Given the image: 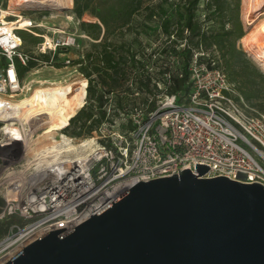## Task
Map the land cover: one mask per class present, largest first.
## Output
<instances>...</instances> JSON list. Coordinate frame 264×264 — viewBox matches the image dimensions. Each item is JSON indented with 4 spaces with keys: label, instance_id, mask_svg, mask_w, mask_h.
Wrapping results in <instances>:
<instances>
[{
    "label": "built area",
    "instance_id": "built-area-1",
    "mask_svg": "<svg viewBox=\"0 0 264 264\" xmlns=\"http://www.w3.org/2000/svg\"><path fill=\"white\" fill-rule=\"evenodd\" d=\"M6 1L0 2V99L4 101L24 90L16 63L26 65L31 57L23 50L22 28L10 25L20 19L9 21L12 10L4 5ZM71 13L64 17L79 26L81 19ZM48 18L43 14V23H39L45 33H35L41 37L32 51L35 55H54L57 49L67 50L78 43L75 33L67 34L65 25L46 26ZM30 21L32 25L25 28L35 27V20ZM202 55L209 54H195L191 90L182 99L177 94H159L152 111L136 102L130 115L118 111L115 117L111 99L107 118L97 130L100 142L86 158H73L49 173L32 165L47 154L46 148L32 153L37 145L31 148L29 138L18 142L7 139L0 145V159L12 170L22 167L14 178L0 183L5 201L0 220L19 219L0 238V264L50 231L66 228V232L88 221L140 181L190 168L197 173L196 163L211 167L206 177L221 175L264 184V112L236 97L225 72L214 63L210 68L200 61Z\"/></svg>",
    "mask_w": 264,
    "mask_h": 264
},
{
    "label": "water",
    "instance_id": "water-1",
    "mask_svg": "<svg viewBox=\"0 0 264 264\" xmlns=\"http://www.w3.org/2000/svg\"><path fill=\"white\" fill-rule=\"evenodd\" d=\"M196 168L140 181L88 221L46 233L5 264H264V184Z\"/></svg>",
    "mask_w": 264,
    "mask_h": 264
},
{
    "label": "trees",
    "instance_id": "trees-1",
    "mask_svg": "<svg viewBox=\"0 0 264 264\" xmlns=\"http://www.w3.org/2000/svg\"><path fill=\"white\" fill-rule=\"evenodd\" d=\"M73 2L72 12L81 19L80 31L95 43L93 49L76 62L88 79L87 102L74 116L57 125L70 137L86 138L96 132L101 122L107 118L111 99L113 100L111 104L115 106L111 108L114 111L112 116L115 117L119 114L118 111H126L130 115L131 105L137 102L131 98L135 93L141 92L145 96L144 101L138 102L143 104L147 111L156 108L159 94H177L180 99L188 96L192 85L191 63L196 53L209 54L204 55L208 57L205 64L211 68L213 67L211 64L214 63V67L222 69L229 80L230 78L235 80L236 76L242 74L247 76L248 84L255 83L251 79L253 67L247 52L238 45V41L244 38L246 32L244 22L241 20V0L180 2L157 0L149 1L145 6L143 5L145 0H73ZM4 5L6 6L7 2H4ZM201 6L206 10L202 21L199 19ZM143 10L147 12L144 20L149 22L147 27L151 32L158 31L166 38L163 47L151 54L144 50L132 51L130 48L132 42H116L111 39V36L118 31L122 36H125L122 31H133L135 17ZM87 14L97 21L90 22L83 19ZM208 21H212L216 26L207 27ZM20 36L23 41L29 39L35 44L41 39L26 31H20ZM68 50L57 49L54 57L50 54L35 55L28 51L31 57L26 65L19 61L16 63L20 79L23 80L41 63L62 67L65 62L59 61V56L61 53H67ZM204 56L200 57V61L203 62ZM149 59L153 61L151 65L160 68L162 76L158 82L153 81V71L148 67ZM81 83L76 95L77 99L80 95V99L78 101L76 99V103H71L69 109L60 111L57 121L71 115L82 103L85 83L84 81ZM161 83L163 87L159 88L158 85ZM252 95L253 93H247L246 97L251 99ZM127 100L128 102H125ZM6 114L8 115L7 112ZM4 205V198L0 195V211ZM16 221H19L17 217L1 220L0 237L8 233L10 226Z\"/></svg>",
    "mask_w": 264,
    "mask_h": 264
},
{
    "label": "rangeland",
    "instance_id": "rangeland-1",
    "mask_svg": "<svg viewBox=\"0 0 264 264\" xmlns=\"http://www.w3.org/2000/svg\"><path fill=\"white\" fill-rule=\"evenodd\" d=\"M41 1H44V0H39V1L38 0H13V1L7 0L6 1L7 5L13 6V8L10 9V11L12 10V14L9 17V21L22 19V18H28V19L35 20V22H34L35 27H31V28L27 27V28L22 29L20 31H23V32L26 31V32L30 33L31 35L38 37L40 39L41 37L37 36L36 34L40 35V33H45V30H46L45 27H43L42 25H39V23H43V21H41L40 19L43 16V14H47V16L49 17L47 19L48 21L44 20V24L46 26H48V25L49 26H57V27L61 28V25L62 26L65 25V27H66L65 30L67 31V34L75 33L76 38L78 40V43L76 45H71L69 47V50L67 53H61L59 56V61L65 62L69 59V60H71L70 64L63 63L62 67H57V66L41 63L38 68L32 69L26 75V77L22 80V85L25 86L24 90L21 93H19L18 95L13 96L11 99L5 98L7 101L8 100L13 101V100L23 99V98L27 97L28 95L32 94L37 89L46 88L48 86L49 87H55V85H53V84H56V83L70 85V83L71 84H73L75 82L78 83V82L84 81V80H86L88 83L87 77L82 73V71L80 69L81 68L80 65L77 64L76 62L78 60L82 59L83 56L85 55V53H87L88 51H91L93 49V44L95 43V41L93 39H91L88 35H86L85 33L81 32L78 25H75L71 20H66V18L64 17L68 14L69 15L72 14L71 12H72V8L74 5L73 0H72V3L70 5H68L69 4L68 3L65 6L64 10L55 9V8H58V5H57L58 2L55 3L54 1L53 2L48 1V2L42 3ZM149 1L156 2L157 0H145L143 5L144 6L147 5V3ZM173 1L174 2H180L182 0H173ZM263 2H264V0H252L251 3H250V0H241V6H242L241 19L245 23V28H246L245 36H247V39L244 41H243V39L238 41V45L244 51L247 52V57L250 60L252 67H253L251 79L254 80L255 83L254 84H248L246 82L247 76L246 75L242 76V74H239L238 76H236L235 80L230 78V81H232V83L234 82L233 84H234L235 94H237L236 97H238V98L242 97L245 101L248 102V104L251 107L255 108L259 112H261V111L264 112V69H263L262 65H259L254 58V54H253L254 52H253V49L251 47L255 43L256 40H254V38H253L254 35H249V34L252 31L258 34V32H259L258 26H260V25L264 26L263 22H261L262 19L264 20V14H262V13L258 14V13L264 11V7L258 8L259 6L263 5ZM201 7L202 8L199 12V19H201V21H202L203 15L206 14V10H204L203 6H201ZM5 10H7V9H5ZM20 13H22V15ZM60 13H62V14H60ZM145 13H147L146 10H143L141 14H138L135 17V20H134L135 28L133 29V31H129V30L122 31L125 34V36L120 35V32L118 31L117 33L113 34V36H111V39L116 41V42H120V41H125L127 43L132 42V46L130 48L134 52H140V51L144 50V52L151 54L152 52L157 51L158 48H162L163 45L166 43V38L163 37L162 35H160L158 31L157 32H153V31L151 32V29L149 27H147V23H149V22L144 20ZM57 14H59V16H56ZM61 15H63V16H61ZM84 19L86 21H90V22L97 21L93 16H91L89 14L85 15ZM249 21H250V23H249ZM149 25H152V24H149ZM206 25H207V27H215L216 26V24H214L212 21H208ZM20 31H19V35H20ZM148 33H150V34H148ZM49 34L51 36L56 35V33H49ZM261 40H262V38H261ZM261 40H259V41H261ZM24 42H25L24 46H23L24 51H29V52L34 51V48L36 46L35 43L31 42L29 39H27ZM257 43H259V42H257ZM50 55H52V54H50ZM52 57H53V55H52ZM140 57L143 58L144 56L143 57L140 56ZM207 58H208L207 56H204L203 63L206 62ZM151 60L152 59L148 60L149 61L148 67H151V71H153V81L158 82L161 80L160 78H161L162 74L160 72L159 67H157L155 65H151V63L153 62ZM238 70H239V68H238ZM94 77H96V76H94ZM96 78H97V80L99 79V77H96ZM88 86H89V83H88ZM88 86H87V90H88ZM158 86H160L159 88H161V87H163V84L161 83ZM135 87H136V85H135ZM133 92H134V90H133ZM247 93L248 94L253 93V95H252L253 97L251 99H248L246 97ZM131 98H133V101H135V102L136 101L142 102V101H144L145 96H143V94L140 92V94H138V95L137 94L131 95ZM131 98L129 99V101H131ZM157 99H158V97H157ZM125 102H128V100ZM85 104H86V102H85ZM79 108L80 109L82 108L81 105L73 113H75ZM7 113H9V115H10V118H8V119H11L13 117H17L19 115L18 110H16V109H11V111L7 110ZM0 114L4 115V116L0 115V132L2 133V131H3L2 127L5 124L8 125V123L6 122L7 119L4 118V117H8V115L6 114V112H1V109H0ZM16 114H18V115H16ZM15 125L16 126H14V127H16V128H22L18 122H16ZM26 126H28L27 128H29L30 124L29 125L27 124ZM5 129H6V132L8 133V128L5 127ZM45 131H46V135L45 134L43 135V133H45ZM30 132L31 133L29 135L34 133V139H36L34 142L31 141V143H32L31 148H33L35 145H37V147L34 150H32V153H34V154H35V152L40 153V150L42 151L43 149L48 148V147H52L53 145H55L57 147V145L59 144L58 147H61L62 144H64V142H63L64 138H68L70 140V142H72L73 144H75L78 147L75 151L72 150V152H69V153L65 152L64 153V155L66 154L68 157L72 158V157H75L76 154L83 152V149L80 147V145L85 144L87 141H90V139H93L94 142H96V143L100 142L99 141V137H100L99 131L94 132L92 135H89L86 138H75V137H70L68 134L64 133L63 129L60 130L57 127V125H53V124H51L49 126V124L43 123L42 125L32 126V130ZM48 136L55 138L56 142H53V140L51 138H49ZM23 164H24V162L21 163V165H23ZM19 169H22V167H15L14 170H12L10 168V164L7 161L0 159V183L5 182V181H9L10 179L14 178V175L17 174L16 172L19 171ZM1 189L2 188L0 187V195L3 197V192ZM1 220L5 221V219H1Z\"/></svg>",
    "mask_w": 264,
    "mask_h": 264
},
{
    "label": "bare ground",
    "instance_id": "bare-ground-1",
    "mask_svg": "<svg viewBox=\"0 0 264 264\" xmlns=\"http://www.w3.org/2000/svg\"><path fill=\"white\" fill-rule=\"evenodd\" d=\"M48 1H50V2L54 1L55 3L60 2V3H64L65 5H67L68 3H69L68 5H70L72 3V0H44L41 2L43 3V2H48ZM251 2H252V0H250V3ZM10 7L13 8V6H10ZM258 8H263V5L259 6ZM4 14L5 13L3 11L2 16H1L2 18H3ZM4 21H6V20H4ZM261 22H263V24H264L263 19ZM12 24H16L17 27L24 29L25 26L32 25V22L28 18H22L15 23H11L10 25H12ZM258 27H259L258 34L252 31L249 35H254L253 38H254V40H256L255 43L253 44L254 46L252 45V47H251L253 49V52H254L253 53L254 58H255L256 62L259 65H262V67L264 69V26L260 25ZM261 38H262V40H261ZM246 39H247V36H244L243 41ZM259 40H261V41H259ZM257 42H259V43H257ZM84 83H85L84 97H83L84 99H83L82 103L80 104L81 107H83V105H84L83 103H85L84 101L86 100V92L85 91H86L88 83L86 80H84ZM81 84H82L81 81L78 83L75 82L73 84L70 83V85L56 83V84H53V85H55V87H49L48 86L46 88L37 89L32 94H30L27 97L20 99V100H13V101L8 100V102H7V101L0 99V103H2V105L0 104L1 112H7V110L11 111V109H16V110H18V114H19V115L16 114L18 116L13 117L11 119H8V118H10V116L4 117L5 119H7L6 122L8 123V125L5 124L6 125L5 127L8 128V133L6 132L5 127H2L3 131H2L1 136H0V145H3L4 141H6L7 139L15 140V142L22 141V139L25 138L26 136H27L26 137L27 139L29 138L28 140L34 142L36 140V139H34V133L29 135L31 133L30 131L32 130V126L42 125L43 123L49 124V126L51 124L58 125V124L63 123L64 121L70 119L71 116H74L76 114V112L79 111L80 108L75 113H72L68 117L57 121L59 119L58 118L59 112L64 111L66 109H69L71 107V105L76 101V99H77L76 95L78 94V88L81 87ZM79 97H80V95H79ZM79 97H78L77 101L80 99ZM0 115H2V114H0ZM8 115H9V113H8ZM2 116H4V115H2ZM15 121L18 122L22 128L14 127V126H16ZM27 124L28 125L30 124L29 128H27L28 127V126H26ZM44 134L46 135V131H45V133H43V135ZM49 138H51L53 140V142H56L55 138H53V137H49ZM63 142H64V144H62L61 147H58V145H59L58 144L57 147L55 145H53L52 147L46 148L45 154H47V155L43 157V160L35 161L32 163V165H34L36 169H41V171H43V172H49L50 173L51 171L57 170L59 167H63L64 164L71 163L73 158L75 160L81 159L83 157L86 158L87 155H90V153L96 148V142H94L93 139H90V141H87L85 144L80 145V147L83 149V152L78 153V154H76L75 157L71 158V157H68L66 154L64 155V153L65 152H68V153L72 152V150L75 151L78 147L75 144H73L72 142H70V140L68 138H64Z\"/></svg>",
    "mask_w": 264,
    "mask_h": 264
},
{
    "label": "crops",
    "instance_id": "crops-1",
    "mask_svg": "<svg viewBox=\"0 0 264 264\" xmlns=\"http://www.w3.org/2000/svg\"><path fill=\"white\" fill-rule=\"evenodd\" d=\"M242 20V19H241ZM244 26H245V23H244ZM246 29V28H245ZM246 31V30H245Z\"/></svg>",
    "mask_w": 264,
    "mask_h": 264
}]
</instances>
